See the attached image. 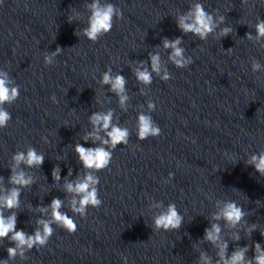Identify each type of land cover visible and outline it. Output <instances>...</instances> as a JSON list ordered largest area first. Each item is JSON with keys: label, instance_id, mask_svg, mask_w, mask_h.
<instances>
[{"label": "clouds", "instance_id": "1", "mask_svg": "<svg viewBox=\"0 0 264 264\" xmlns=\"http://www.w3.org/2000/svg\"><path fill=\"white\" fill-rule=\"evenodd\" d=\"M92 10V15L89 19V26L83 29V34L87 39L93 43L97 42L101 36L108 34L113 27V16L123 18V13L116 9L112 4L101 5L99 0H93V3L89 6ZM191 20V22H186ZM178 27L184 33H192L199 36L201 39H205L209 33L214 29L213 20L210 14H208L202 4H196L194 10L189 11L188 15L179 18ZM257 39L264 38V20H260L256 24ZM231 32V28H225L223 30V35H227ZM248 38L251 39L252 36L249 33ZM181 39L177 38L175 40L165 39L163 41V46L166 49H171L170 59L174 64L181 68H187L192 64L191 59L184 58V49L180 47ZM61 52L60 48H57L56 52L44 56V64H53V58L59 55ZM260 65L258 63L253 64V69H258ZM151 68L154 72H160V57L158 54L151 55ZM138 81L145 84H150L152 82V73L146 68L144 70H136L135 73ZM0 128H5L8 125L9 120L12 119L11 114L4 109L3 105L5 103H12L20 95L19 87H9L10 81L5 73H0ZM170 75L165 73L162 77L164 81L170 79ZM103 84H110L111 91L116 92L120 96L121 104L127 99L124 95L125 77L122 75H116L115 77L111 74V69L103 74L102 81ZM53 103H56L55 96L51 97ZM150 108H155V104H149ZM90 121L94 126H101L103 130L107 131V136L110 140H101L103 145H108L111 143L113 149H115L117 144L124 143L127 144V137L129 135L127 129H121L118 126L112 125V112L109 111L107 114L103 113H93L90 117ZM139 122V132L138 140L144 141L149 136L157 137L161 134V129L158 125H153L151 117L141 114L138 117ZM100 129L97 128V131ZM95 137V139H101L95 133H89L88 138ZM95 142V141H93ZM75 151L77 156L86 169H95L97 171L104 170L109 167L112 160V152L106 150L105 147H85L81 143L76 144ZM14 159L17 163L23 161L29 166L42 165L44 162L43 155L37 154L34 149H29L27 155L23 153H18L15 155ZM251 163L254 164L255 169L264 174V153L259 156L253 155L251 158ZM55 179H59V168L53 169L52 173ZM170 175H173L170 173ZM11 182L18 185L27 186L31 183L30 178H25L23 172L15 174L11 177ZM99 180L97 177L93 176L91 173H86L85 178L75 184L68 183L66 188L69 192L80 194V199H73L72 201V211L79 214L81 218L87 216V209L89 206L92 208H99L102 204L101 199L98 196L97 185ZM19 205V189H12L10 194L0 198V207H7L12 209L18 207ZM79 205V206H77ZM62 206V201L58 198L53 199L50 207L53 209V214L55 221L59 223L60 227L66 230L69 234H74L77 231V223L72 217L67 213H62L60 208ZM231 224L235 225L243 217L244 213L241 208L237 207L234 203H229L220 214ZM219 218V216L217 217ZM182 217L176 210L175 204H169L166 213L158 215L154 224L157 228H162L167 231L169 228H178L181 224ZM43 223V232L37 230L34 235H28L23 230H16V215L13 213L11 216L5 218L3 212L0 211V240L9 237V233H12L11 240L16 242L15 248H9L7 251L10 257L16 255L17 248H21V254H23V247L26 246L28 249H32L36 245L46 246L50 237L52 236L53 229L47 222ZM220 228L218 225L213 224L211 230H206V239L215 241L217 239V233H219ZM226 247V245H225ZM257 255L254 257L255 264H264V251H261L260 245L255 246ZM247 248L235 253L231 259L230 264H238V262H243L244 252ZM126 260V258H124ZM0 264H7V261H0ZM247 264H252V261H248Z\"/></svg>", "mask_w": 264, "mask_h": 264}]
</instances>
